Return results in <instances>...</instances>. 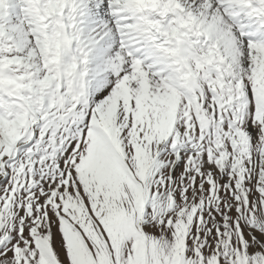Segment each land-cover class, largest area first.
Segmentation results:
<instances>
[{
	"label": "snow or ice",
	"instance_id": "obj_1",
	"mask_svg": "<svg viewBox=\"0 0 264 264\" xmlns=\"http://www.w3.org/2000/svg\"><path fill=\"white\" fill-rule=\"evenodd\" d=\"M0 264H264V0H0Z\"/></svg>",
	"mask_w": 264,
	"mask_h": 264
}]
</instances>
